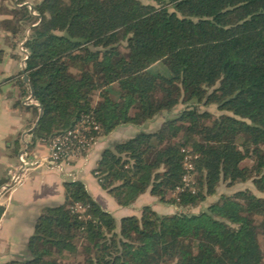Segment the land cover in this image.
<instances>
[{
  "label": "trees",
  "instance_id": "obj_1",
  "mask_svg": "<svg viewBox=\"0 0 264 264\" xmlns=\"http://www.w3.org/2000/svg\"><path fill=\"white\" fill-rule=\"evenodd\" d=\"M14 18L30 28L29 84L17 83L43 107L34 140L49 143L83 116L100 125V138L146 128L182 102L188 108L113 143L94 170L120 207L149 192L181 212L145 206L117 222L81 181L67 180L64 203L37 219L27 259L6 264H67L78 255L84 264L264 263L263 197L243 190L184 212L223 182L251 180L264 194V0H41L32 11L15 7ZM159 65L170 75L151 71ZM209 106L222 114L201 110Z\"/></svg>",
  "mask_w": 264,
  "mask_h": 264
},
{
  "label": "crops",
  "instance_id": "obj_2",
  "mask_svg": "<svg viewBox=\"0 0 264 264\" xmlns=\"http://www.w3.org/2000/svg\"><path fill=\"white\" fill-rule=\"evenodd\" d=\"M23 1V5L32 11L30 1ZM10 4L15 2L8 3V7L12 6ZM3 22L9 24L10 28ZM13 28L18 31L23 28V34H14ZM29 30V27H23L18 18L2 11L0 0V264L27 259L26 246L42 210L62 205L65 201L64 183L70 180L67 176H75V180L81 181L95 200L112 215L119 209H125L120 213V219L138 215L137 205L142 206L145 199L152 206L154 203L161 204L147 192L133 205L120 207L111 196L108 197L94 175L102 152L112 145L110 141L122 140L117 135L132 129L129 126H120L111 134L100 137L92 152L86 157L63 162L60 165L62 169L55 166H27L22 169L21 156L32 163L49 154L48 143L34 140L32 136L41 114L40 105L31 99V95L22 97L17 83L20 78L24 80L26 73V55L20 51V45L24 43ZM33 108L39 109L38 118ZM133 129L134 133L128 138L137 133L138 130ZM13 176H19L20 180L14 183Z\"/></svg>",
  "mask_w": 264,
  "mask_h": 264
},
{
  "label": "rangeland",
  "instance_id": "obj_3",
  "mask_svg": "<svg viewBox=\"0 0 264 264\" xmlns=\"http://www.w3.org/2000/svg\"><path fill=\"white\" fill-rule=\"evenodd\" d=\"M13 1L15 2V4H10L12 6H9L8 7V3H12ZM28 1H30L31 7H32V4H34L35 2H39L41 0H27V2ZM141 1L144 2V3H148L149 2V0H141ZM23 4H24V1H23L22 4H18V0H1L2 11L5 14L11 15V16H14L15 7H17V5H23ZM20 51L24 54V56L25 55L27 56L26 50H25L23 44L20 45ZM121 51L123 53H127V50H126V47H125L124 44H122V46H121ZM26 56L24 58H26ZM151 71L153 73H161V74H163L165 76L170 75V72L168 71V69H166L164 66H160V65L159 66H153V67H151ZM98 94H99V92L97 91L93 95V102L94 103L98 100ZM186 108H188V104L182 102L178 106H176L171 113H168V114L167 113H164L162 117L157 118L152 123H149L146 126V128L145 127L138 128V131H143V130L153 131L154 129H156L160 125V123H162L163 119L176 117L180 112H182ZM201 110H207V111L211 112L215 116H219V115L222 114V112H219L217 110L216 106L201 107ZM129 127L132 128V129L126 131L125 133H122L121 132V134L120 135L118 134L117 136H121L120 139H122V140L123 139L124 140L127 139L128 136H130V135H132L134 133V129L133 128H135V127H133L131 125ZM98 140H99V138L95 141V144L89 150L83 151V152H81L79 154H70L67 158L64 159L63 162L64 163H67V162L71 161L72 159H78V158L86 157L90 152H92V150L94 149V147H95L96 143L98 142ZM118 141H121V140H112L110 142H111V144H113V143H116ZM13 157H14V159H16V156L15 155H13ZM185 162H186L185 163L186 164L185 166L186 167H189L190 163L188 161H185ZM248 164H250V163H248ZM74 177L75 176H73V177L67 176V178H69L70 180H75ZM186 177H187V182H189V181L195 182L196 181L195 180V177L192 176V175H187ZM243 190H250L256 196L263 197L264 198V194L261 193V192H259L255 188V186H254V184H253V182L251 180L248 181V182L238 183V184H236L234 186H228L227 183L223 182L218 187L216 195L207 198V200L205 202H203V203H201V204H199L197 206L185 208L184 209V212H186L187 214H191V213L196 214V213H199L200 211L206 209L210 204H212L215 201H217L218 198L221 195H232V194H234V193H236L238 191H243ZM108 197L111 198L110 196H108ZM112 200H113V198H112ZM141 204H142V206H140V204L137 205V211H138V215L137 216H140L141 215L142 209L145 206H150L157 214L162 215V216H167V215L170 216V215L176 214L177 212L178 213L181 212L180 209H178V208H176L174 206H168V205H164L162 203L161 204H155L154 203L153 206H152L150 204V201H148L146 199L143 200V202ZM172 207H174V208H172ZM133 208L134 207H132V209ZM77 209L82 211V209H80V208H77ZM124 211H125V209H119V211L114 212L113 215L116 217L117 222L120 221V217H121V216H119L120 213H122ZM257 220L260 221L261 218H257ZM259 234H260L259 235V241H260L262 247L264 248V227L260 228ZM67 264H84V257H83V255H78L75 260H71V261L69 260V261H67Z\"/></svg>",
  "mask_w": 264,
  "mask_h": 264
},
{
  "label": "built area",
  "instance_id": "obj_4",
  "mask_svg": "<svg viewBox=\"0 0 264 264\" xmlns=\"http://www.w3.org/2000/svg\"><path fill=\"white\" fill-rule=\"evenodd\" d=\"M28 57L26 56L25 59ZM101 130L100 125L93 117L83 116L80 121L70 130L65 133L54 137L49 143V154L46 157L36 159L32 163L26 161L25 157L21 156L23 168L27 166L35 167H60L64 159L70 154H79L83 151L89 150L99 138L93 132L99 133ZM187 160H189L187 158ZM188 169H192L191 164ZM20 180L19 176H13V182L16 183ZM187 180V177H186ZM78 208L82 209L81 206Z\"/></svg>",
  "mask_w": 264,
  "mask_h": 264
},
{
  "label": "water",
  "instance_id": "obj_5",
  "mask_svg": "<svg viewBox=\"0 0 264 264\" xmlns=\"http://www.w3.org/2000/svg\"><path fill=\"white\" fill-rule=\"evenodd\" d=\"M23 78H24V81H25L27 84H29V78H28V76H27L26 73L24 74V77H23ZM33 97H34V93H33V89L31 88V99H33ZM39 108H40V110H41V114H40V116H39V118H38L37 124L39 123V121H40V119H41V117H42V112H43V107H42V106H39ZM37 124H36V126H37ZM36 126H35L33 129H35Z\"/></svg>",
  "mask_w": 264,
  "mask_h": 264
}]
</instances>
